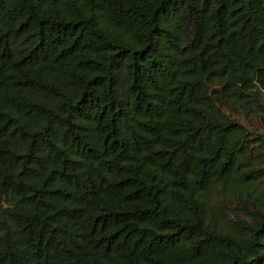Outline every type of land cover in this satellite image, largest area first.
Masks as SVG:
<instances>
[{
  "label": "trees",
  "instance_id": "trees-1",
  "mask_svg": "<svg viewBox=\"0 0 264 264\" xmlns=\"http://www.w3.org/2000/svg\"><path fill=\"white\" fill-rule=\"evenodd\" d=\"M264 0H0V264H264Z\"/></svg>",
  "mask_w": 264,
  "mask_h": 264
},
{
  "label": "rangeland",
  "instance_id": "rangeland-1",
  "mask_svg": "<svg viewBox=\"0 0 264 264\" xmlns=\"http://www.w3.org/2000/svg\"><path fill=\"white\" fill-rule=\"evenodd\" d=\"M259 130H264V126L260 127Z\"/></svg>",
  "mask_w": 264,
  "mask_h": 264
}]
</instances>
